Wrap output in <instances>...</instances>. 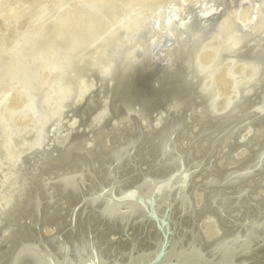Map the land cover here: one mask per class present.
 <instances>
[{
  "label": "water",
  "instance_id": "1",
  "mask_svg": "<svg viewBox=\"0 0 264 264\" xmlns=\"http://www.w3.org/2000/svg\"><path fill=\"white\" fill-rule=\"evenodd\" d=\"M263 4L165 0L163 43L109 77L91 72L92 89L62 112L76 119L67 136L52 122L21 153L32 193L0 216V264H264ZM227 61L235 93L216 111ZM238 63L253 73L233 74ZM114 124L136 132L104 148Z\"/></svg>",
  "mask_w": 264,
  "mask_h": 264
},
{
  "label": "bare ground",
  "instance_id": "2",
  "mask_svg": "<svg viewBox=\"0 0 264 264\" xmlns=\"http://www.w3.org/2000/svg\"><path fill=\"white\" fill-rule=\"evenodd\" d=\"M75 2L79 4L83 19L81 24H76L74 20L77 18L75 11H72L69 15V17L74 18H70L73 23L69 18L65 21V18L61 17L62 19H60V21L63 26L61 29L65 31L68 29L67 31L70 32L67 33L69 36L65 40L60 41L58 37H56V40H54L55 38H47L37 47L35 53L32 54L34 56L27 55V57L30 56L31 58H26L20 53V58H26L24 60L25 62L26 60L32 61L30 59L35 58V61L33 60L34 63L36 62L35 64L31 62L30 65L27 64L29 61L26 63L23 61L26 66L23 65V62L22 65H18V63V66H16L14 65L16 62H13V69L10 70L11 67H7L12 63H10V59L9 61L7 60L9 57L6 58L9 64H7L5 59L4 61H0L3 64L6 61L5 64L7 65L4 66L7 67V69L4 68V66H2L3 68L1 67L2 63H0V69H5L4 73L6 71L9 73V75L5 73L3 74L4 76L0 77V86L6 85L4 83L7 78H10L8 82L11 81L13 83L18 80L14 85L13 83L9 84L11 87H16L18 83L17 88L19 89L17 90L23 93L25 92L26 94H24L27 96L24 101V99L21 98L24 94L19 91L18 94H22V96L15 93L12 94L13 90L16 89L15 87H13L14 89H12V91L7 89H11V87H7L8 83L6 82L7 85L5 90L12 92H9V94L7 93V95H10V98L13 95V97L21 96L20 98L23 101L19 98L17 103L16 97L14 100L16 102H12L13 107L11 104L7 105L8 107H6V110L5 106H3L5 109V112H3L4 114L2 113L3 108L2 110L0 108V216H2L8 208L14 211L17 210L32 193L29 192V187L27 188L29 180L25 179L27 169L21 163V153L28 149H34L41 144L43 139L47 138L48 130L46 129L52 122L56 135L62 137L67 136V133L63 131L64 125L68 124L72 127L75 125L76 119L74 117H62V112L70 103L82 101L84 95L92 89L93 78L89 76L91 72L97 71L103 76L109 77L116 68L115 64L117 62L123 63L124 61L125 63V61L130 62L133 59L135 60V53L140 50L142 54L148 55L151 52V48H153V44L160 43L161 40L163 43V39L168 35L165 0H75ZM28 6L27 8H29ZM25 11L28 10L26 9ZM260 12L264 14V4ZM73 13H75V16ZM42 21L40 20L38 22L41 23L39 26L42 25ZM43 24H45V22ZM45 27L47 26L44 25L43 28ZM64 27H66V29ZM47 29L45 28V30ZM49 29L51 30V27ZM47 31L45 32L47 33ZM11 38H8V41ZM14 40L13 42L10 41L8 44L12 45ZM220 43V37L213 41L205 42L204 47L206 49L198 54V60L201 66H206L211 62L215 46L220 45ZM159 50L160 49L157 48L155 53ZM167 50L168 49H165L162 52L166 53ZM30 53H33V51L29 52V54ZM20 60L22 61V59ZM37 60L39 61L38 63ZM41 62L44 64H41ZM28 65L31 66V68L32 66L35 68H30L31 70L29 71V69H27L29 67ZM230 65L231 62L227 61L221 66L220 70L213 75V81L217 86L219 96H222V98L214 103L216 111L225 109L226 97L230 93H235V91L232 90H230L231 92L229 93L226 92V88L229 86L230 89L233 83V79L225 75ZM14 66L16 67L14 68ZM124 66L125 64L123 67ZM242 68L243 65L238 63L231 69V72L233 74H239ZM2 69L0 71H2ZM10 71L11 73L15 72V75L12 73L13 76H16V74L18 76L20 75V78L15 80L18 76L13 77L14 79H12V81ZM243 73L244 76L247 77L253 73V69L250 67L243 68ZM2 80L5 82H2ZM1 87L0 91L2 89ZM1 92L3 96H0V99L1 97L4 99L6 92L4 91L5 94H3V91ZM221 92H224L223 95ZM6 97L7 96H5V99L9 98V96L8 98ZM2 100L0 101L2 102ZM4 101L7 100H3V102ZM1 102L0 105L3 103ZM20 102L21 104H19ZM5 103L8 104L7 102ZM5 103L3 104L5 105ZM15 103L19 104V108L17 107L18 109L14 107L16 105ZM14 108H16L17 111ZM28 109L32 111L31 124H23L24 121L23 123H19L21 125L23 124L24 127L23 125L20 126L18 123V125L14 124L10 126L9 124L11 122L9 124L6 123V121L9 122L10 119L13 121V117H15V120H18L20 114L23 112L27 114ZM15 113L16 116L19 114L18 119L14 115ZM162 115H166L165 112H162ZM162 115L159 114L158 118L151 124L142 121L144 127L141 128V133L151 132L161 126L165 122L163 118L162 122L159 118ZM129 127L128 125L126 129L125 125L114 124L110 127L105 139L103 141L99 140V142L102 143L104 148L110 149L112 147L111 142L108 140L110 137L135 134L136 131L134 126L131 125L132 128ZM130 129H132L133 133H126L130 131ZM60 139L59 144L61 143L60 146H62L65 139ZM89 144H92V142H89ZM39 155L43 158H47L49 156L51 157L53 154L44 150ZM37 162L38 159L32 165L34 171L37 170ZM45 167L46 165L44 168ZM37 171H39V169Z\"/></svg>",
  "mask_w": 264,
  "mask_h": 264
},
{
  "label": "rangeland",
  "instance_id": "3",
  "mask_svg": "<svg viewBox=\"0 0 264 264\" xmlns=\"http://www.w3.org/2000/svg\"><path fill=\"white\" fill-rule=\"evenodd\" d=\"M34 5H36V6H34ZM27 6L29 8H27ZM26 9L28 11H25ZM72 11H75L76 14L73 13V15L74 14L77 15L76 19H74L73 17H69V15ZM80 11H81V9L79 7V4L77 2H75V0H0V61H4V59L6 60V58L9 57L7 60L9 61V59H10V63L12 62L11 63L12 65L9 64L7 60L6 61H7V64H9L7 67L8 68L11 67L10 68V70H11V69H13V62L14 63L16 62L14 64L16 66H18L20 64L22 65L25 62L24 60L26 58L30 57L32 54H34L37 47L40 46V43H42V41L46 40L47 38H55L54 40H56L57 39L56 37H58V39L60 41L65 40L69 36L67 33H70V32L67 31L68 29L66 31L64 29H61V27H63V26L61 24L60 19L65 18V21H66L67 18H69V19L73 18L75 20L76 24L77 23L81 24L83 18H82V13ZM32 12H34V13H32ZM40 20L41 21L43 20L45 22V24H43L44 22L42 21V25H43V26L41 25L42 27L39 26L41 23H38ZM70 21L72 22L71 19H70ZM64 24H65V22H64ZM44 25L47 26V27H45L46 29L48 27L49 28L51 27V30L49 28L48 29L50 31L48 29H47L48 31L45 30V28H43ZM64 28L66 29V27H64ZM44 30L47 31V33ZM20 32H22V33H20ZM17 33H18V35L20 33V35L18 36ZM15 36H17V37H15ZM8 38H11V39H9V41H8ZM12 39L13 40L16 39V40H14L13 44L10 43L12 45H9L8 43ZM13 40L11 42H13ZM32 51H33V53L29 54V52H32ZM141 52H142L141 50H140V52L136 51L135 60L138 59L137 57L139 56V53H141ZM158 52H156V53H158ZM20 53H22L24 55V57H26V58H24V59L20 58L21 57ZM26 53H28V54H26ZM162 53H165V52H162ZM27 55H30V56L27 57ZM32 56H34V55H32ZM19 58L22 59V61ZM30 60H32V61L28 60L30 63L27 60H26V62H28L27 64L31 65V62L34 63L35 58H32ZM5 62H4V64L2 62H0L3 64V65L1 64V67L4 65L5 66L7 65V64H5ZM38 62L39 61L37 60V63ZM43 62H41V64H44ZM25 63L23 65H25ZM5 66H4V68L7 69V67H5ZM16 66H14V68ZM30 68H31V66H29L27 69H29V71H30L31 69H34L35 67L32 66V68L31 69ZM4 71H5V69L4 70L2 69V71H0V74H1L0 77L4 76L3 74H5V73H6V75L7 74L9 75V73L7 71L5 73H4ZM1 72H3V73H1ZM12 73L14 74L15 72H12ZM12 73L10 71V76L12 75ZM16 76H18V75L16 74ZM16 76L12 75L11 80L14 79L13 77H16ZM19 76L16 77L15 80L17 78L19 79L20 78ZM21 78H22V76H21ZM8 79H10V78H7L5 80L8 83V85L5 81H3L4 79L2 80V82H5L4 84H6L7 87H11V85L9 83H13V82H11V81L8 82L9 81ZM16 82H18V80H16L14 83L16 84ZM14 83H13V85H14ZM0 85H1V83H0ZM6 85L5 86L3 85L2 87L0 86L2 88L1 91L6 92V94H5V92L3 93V94H5L4 99H3V97H1L0 100H2V99L7 100L4 102L2 100V102L8 103V104L5 103V105H4L0 101L2 103L0 105L1 110L3 108L2 113L5 112L4 111L5 109L7 110V108H6V107H8L7 105L11 104V106H12V102H16V101H14L16 99V97H17V103H18L19 98L22 96V94L25 93V92L23 93V92H20L19 90H17V89H19V88H17L18 87L17 86L18 83H17L16 87L13 86V87H15L16 90H13V93L10 91L9 92L12 94L15 93V94L21 95V96L13 97L14 95L13 96L11 95L12 97L10 98V95H7V93L9 94V92L5 90ZM13 87H11V89L10 88H7V89L12 91V89H14ZM18 91L22 94H18L19 93ZM226 92L227 93L231 92L229 89V86L226 88ZM223 93L224 92H221L222 95H223ZM25 94L23 95V97H21L24 99V101L26 100V97H27ZM0 96H3L2 92H1ZM5 96H7L6 98H8V96H9L8 99H11V100L5 99ZM8 101L9 102L11 101V102L9 103ZM19 104H21V102ZM19 104H16L14 107L19 108ZM13 105H14V103H13ZM3 106H5V109ZM16 108H14V109L17 111L18 108L17 109ZM0 113H1V111H0ZM14 115L16 116V113ZM18 115L16 116L17 119H18ZM31 115H32V111L30 109H28L27 114L25 112L20 114L19 119H21L22 121L18 119L20 121L19 122L18 120H15V117H13V121H12V119H10L11 121L10 120H9V122L6 121V123L9 124L11 122L12 124L10 123L9 124V126H10V125H14V124L18 125L19 123H23V121H24L23 124L27 123L29 125V124H31ZM19 125L22 126L21 124H19Z\"/></svg>",
  "mask_w": 264,
  "mask_h": 264
}]
</instances>
